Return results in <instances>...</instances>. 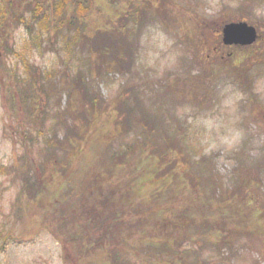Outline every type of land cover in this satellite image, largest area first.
Masks as SVG:
<instances>
[{
	"label": "rangeland",
	"instance_id": "rangeland-1",
	"mask_svg": "<svg viewBox=\"0 0 264 264\" xmlns=\"http://www.w3.org/2000/svg\"><path fill=\"white\" fill-rule=\"evenodd\" d=\"M55 3L0 0L7 9L0 19V264H97L99 257L153 264L125 251L122 243L139 240L126 232L104 241L107 252L98 256L91 242L102 229L92 223H78L85 233L91 226V242L80 250L78 227L68 221L75 217L60 218L71 208L60 205L57 183L48 178L62 153L53 143L85 137L75 145L90 171L102 141L119 137L117 126L129 137L108 146L106 165L125 139H142L151 128L154 150L171 146L162 172L186 178L194 198L219 199L216 209L206 203L191 211L216 223L223 216L227 228L209 239L179 234L175 264H264V0H120L119 19L83 36L56 22L39 33L38 17ZM240 22L257 30L256 42L225 46L222 29ZM79 23L84 30L87 23ZM106 43L116 45V58ZM97 171L90 174L100 179ZM127 172L117 166L113 175L125 174L130 184L136 174ZM34 176L41 196L28 210L20 177L29 183Z\"/></svg>",
	"mask_w": 264,
	"mask_h": 264
},
{
	"label": "trees",
	"instance_id": "trees-1",
	"mask_svg": "<svg viewBox=\"0 0 264 264\" xmlns=\"http://www.w3.org/2000/svg\"><path fill=\"white\" fill-rule=\"evenodd\" d=\"M96 1H99V3L96 4ZM119 1L56 0L51 13L38 17L39 33H43L44 30L47 31L48 24L56 22L64 27L74 26L76 35L83 36L86 34L85 30H90V28L97 30L100 27V23L106 24L107 20L110 21L113 16L119 19ZM6 14L7 9L1 6L0 19H5ZM79 22L87 23L84 24V30H82ZM104 51H109L116 58L119 50L115 44L106 43ZM111 62H113L112 58H110ZM114 130L119 132V137L115 139L106 138L102 141V143H106L104 152L102 155L97 154L96 163L93 161L96 168H90V171L85 164L84 157L81 155L80 147L75 145L76 137H78L75 134L67 136V141L63 142L64 145H60L59 142L51 145V148H59L62 153L60 162L53 161V164H49L55 175L53 178H48L49 180L52 179L51 183H53V180L57 183L56 186H58L61 199L60 205L65 207V211H69L71 208L68 214L62 210L60 218H66L69 214L74 215L75 219L73 221L68 219V221L69 225L78 227L75 229L76 236L74 238L79 237L77 243L80 250L87 249L86 246L81 248L80 244L84 246V244L91 242L87 241L91 226H86L88 233H85V226L78 225V223L82 222L85 225L92 223L96 228L100 227L102 229L97 240L91 242L92 246L100 248L98 253H96L98 256L107 252V244L104 241L114 238L116 233L120 235L126 232L139 236V240L134 239L135 241L132 244H128L129 241L121 244L124 247L126 246V252L134 251L137 254L134 256L143 254L153 264H175L172 253H174L179 234L185 233L184 236L188 240H191L194 235L209 239V236L215 237V233L220 231L219 229L225 230L227 228V223H219L224 218L223 216L219 217V221L216 223L215 221H210L209 216H202L201 213L193 214L192 208H205L202 204L206 203H210L211 207L216 209L220 204L219 199L213 196L207 199L201 196L194 198V188L186 178L172 175L170 172H162L165 166L162 160L168 156V149L171 146H169L170 148L167 147L168 149L160 146L158 150H154L155 148L153 147L159 144L150 139L152 134H154L153 129H144L142 139H138V136H135L131 140H126L129 136L124 135L118 126ZM83 134L84 136L88 135L86 131H83ZM123 136L127 137L125 144L121 143L124 145V149L119 154L121 158H118V154H113L110 156L112 159L111 165H106V149L112 142L118 143ZM78 138V145H80L81 141L85 142L86 140L85 137L79 136ZM119 147L121 146L119 145ZM46 162L49 163L48 161ZM160 162H162L163 167ZM117 166L131 170V172H127L128 176L131 173H135L136 179L133 182L130 181V184H124L125 174L123 178L113 175ZM119 170L122 171L121 167ZM91 171H97L99 176L101 173V178L99 179L98 176L92 177ZM33 173L36 175V169H34ZM20 178L23 189L21 199L28 200L24 201V204L29 210V202L30 208L35 204V200L31 198L36 199L35 196H41V193H36L34 190L35 186H37L35 176L29 183L27 177H24V179ZM134 181H138V183ZM226 201L228 199L222 200L223 203ZM20 207H22L21 204ZM42 212L44 213V211ZM77 217L80 218V221L77 220ZM27 218L29 219V217ZM187 230L192 232L187 233ZM128 240H131V237ZM182 242L180 241L177 246L182 245ZM209 242L212 241L209 240ZM134 245L135 249H132ZM111 254L113 253L111 252ZM120 255L124 259L125 256L126 258L129 257L127 253L122 255V252H120ZM90 257L92 256L89 254L87 261H90ZM94 262L107 264V262L101 260V257L96 258Z\"/></svg>",
	"mask_w": 264,
	"mask_h": 264
},
{
	"label": "water",
	"instance_id": "water-1",
	"mask_svg": "<svg viewBox=\"0 0 264 264\" xmlns=\"http://www.w3.org/2000/svg\"><path fill=\"white\" fill-rule=\"evenodd\" d=\"M222 34V40L226 46H249L257 38L255 28L244 22L227 24L223 28Z\"/></svg>",
	"mask_w": 264,
	"mask_h": 264
}]
</instances>
